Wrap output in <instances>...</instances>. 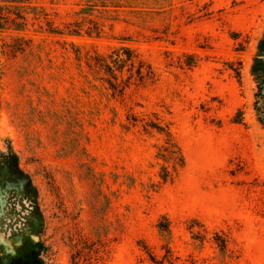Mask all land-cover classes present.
I'll return each mask as SVG.
<instances>
[{"label": "rangeland", "instance_id": "obj_1", "mask_svg": "<svg viewBox=\"0 0 264 264\" xmlns=\"http://www.w3.org/2000/svg\"><path fill=\"white\" fill-rule=\"evenodd\" d=\"M0 16V257L37 240L39 264H264V0H0ZM121 47L154 74L113 63L116 79L101 63Z\"/></svg>", "mask_w": 264, "mask_h": 264}, {"label": "trees", "instance_id": "obj_2", "mask_svg": "<svg viewBox=\"0 0 264 264\" xmlns=\"http://www.w3.org/2000/svg\"><path fill=\"white\" fill-rule=\"evenodd\" d=\"M1 18V16H0ZM4 23L0 20V29L4 27ZM17 26H23L22 24L18 23ZM123 51V52H122ZM104 58V57H103ZM109 59L104 58L102 59L101 63L104 65L110 72H112V75L118 79L117 73L114 71V66L116 67V70L123 71V68L125 65L129 64L131 65V74L130 78L137 74L140 80H144L145 78H150L151 75H153V71L150 67V65H147L145 61L139 58L137 54H135L130 48L128 47H121L117 49L114 54ZM114 63V66H113ZM133 69H135V73L133 72ZM252 74L255 77V80L258 83L259 92L257 93V100L255 104V110L258 115V119L261 123L264 124V96L262 95L264 90V34L259 39L258 45H257V52L253 60L252 64ZM159 128V127H158ZM169 141L168 143H173L174 146L178 147L176 143L173 140L169 134ZM171 145V144H170ZM179 148V147H178ZM180 149V148H179ZM167 151H170L171 154H174V152L171 151V149L167 146ZM162 151L165 152V148H162ZM162 154V153H161ZM165 154V153H163ZM163 156H166L163 155ZM168 155L165 157L167 158ZM9 166L12 167L16 163V157L9 155ZM179 160L183 163L184 159L183 157L179 158ZM18 167V166H17ZM17 170V169H16ZM18 172H22L17 170ZM39 242L35 241H28L26 245V250L22 255H7L5 257H0V264H39L40 259L38 255V249H39Z\"/></svg>", "mask_w": 264, "mask_h": 264}]
</instances>
